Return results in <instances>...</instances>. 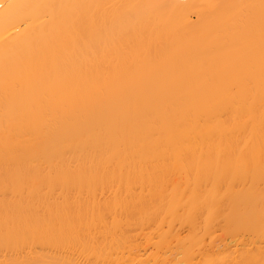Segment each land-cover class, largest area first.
<instances>
[{"label": "bare ground", "instance_id": "obj_1", "mask_svg": "<svg viewBox=\"0 0 264 264\" xmlns=\"http://www.w3.org/2000/svg\"><path fill=\"white\" fill-rule=\"evenodd\" d=\"M0 264H264V0H0Z\"/></svg>", "mask_w": 264, "mask_h": 264}, {"label": "rangeland", "instance_id": "obj_2", "mask_svg": "<svg viewBox=\"0 0 264 264\" xmlns=\"http://www.w3.org/2000/svg\"><path fill=\"white\" fill-rule=\"evenodd\" d=\"M193 19H194V17H193ZM185 231V229H183V232Z\"/></svg>", "mask_w": 264, "mask_h": 264}]
</instances>
